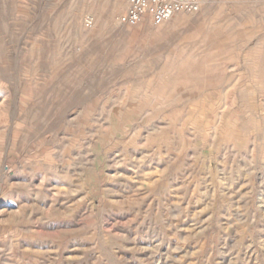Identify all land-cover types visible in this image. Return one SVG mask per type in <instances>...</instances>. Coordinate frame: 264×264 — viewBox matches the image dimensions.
<instances>
[{
	"label": "rangeland",
	"instance_id": "374dc122",
	"mask_svg": "<svg viewBox=\"0 0 264 264\" xmlns=\"http://www.w3.org/2000/svg\"><path fill=\"white\" fill-rule=\"evenodd\" d=\"M116 1L0 0V264H264V0Z\"/></svg>",
	"mask_w": 264,
	"mask_h": 264
},
{
	"label": "built area",
	"instance_id": "2783aa9c",
	"mask_svg": "<svg viewBox=\"0 0 264 264\" xmlns=\"http://www.w3.org/2000/svg\"><path fill=\"white\" fill-rule=\"evenodd\" d=\"M127 9L119 18L122 26H136L143 20H149L154 26H159L171 20L181 12L197 13L201 0H125Z\"/></svg>",
	"mask_w": 264,
	"mask_h": 264
},
{
	"label": "bare ground",
	"instance_id": "6f19581e",
	"mask_svg": "<svg viewBox=\"0 0 264 264\" xmlns=\"http://www.w3.org/2000/svg\"><path fill=\"white\" fill-rule=\"evenodd\" d=\"M122 3H123V2L120 1V0L116 1L115 4H114V10H115V11H119L120 8L122 7Z\"/></svg>",
	"mask_w": 264,
	"mask_h": 264
}]
</instances>
